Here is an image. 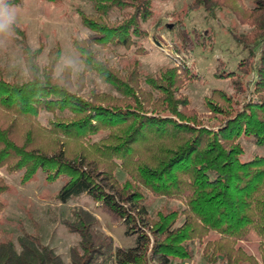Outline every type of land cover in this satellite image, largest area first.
Instances as JSON below:
<instances>
[{
  "label": "trees",
  "instance_id": "1",
  "mask_svg": "<svg viewBox=\"0 0 264 264\" xmlns=\"http://www.w3.org/2000/svg\"><path fill=\"white\" fill-rule=\"evenodd\" d=\"M90 1L94 13L79 10V15L92 34L83 41L73 39L84 64L76 76L69 65L56 75L60 46L41 64L46 45L31 48L25 31L13 25L26 77L8 80L0 63V170L22 172L23 184L39 171L50 182L64 178L58 202L86 195L124 222L127 235H137L135 246L125 250L114 249L109 237L103 252L92 233L97 218L76 211L64 223L80 238L72 264H96L104 255L116 264H183L193 260L192 244L197 241L206 264H264V156L245 159L239 142L252 137L264 145V0H255L252 10H244L239 0H193L192 8L211 14L226 6L241 24L253 27L249 34L233 36L249 52L239 64L240 73L216 74L233 78L234 93L214 90L206 99L208 111L224 117L217 128L202 124L181 94L187 68L183 75L165 68L142 78L138 62L123 72L98 56L95 47L135 46V39L144 35L141 24L153 15L154 0ZM21 2L9 0L12 5ZM115 12L122 17L111 21ZM252 65L257 74L254 98L236 110L240 103L235 97L245 94L239 75L249 76ZM88 74H95L116 95L90 86ZM42 113L50 115L45 124ZM118 171L127 175L122 183ZM9 191L0 177V198ZM148 194L179 201L183 208L152 216ZM4 209L0 199V223ZM245 244L257 245L259 254L248 252ZM21 248L17 253L13 243H0V264H65L39 238L25 237Z\"/></svg>",
  "mask_w": 264,
  "mask_h": 264
},
{
  "label": "rangeland",
  "instance_id": "2",
  "mask_svg": "<svg viewBox=\"0 0 264 264\" xmlns=\"http://www.w3.org/2000/svg\"><path fill=\"white\" fill-rule=\"evenodd\" d=\"M254 3L255 0H239L244 10H252ZM192 4L193 0H154L153 15L141 24L144 35L135 39V46L130 49H95L101 60L123 72L132 67L134 62H138L142 78L156 76L165 68L177 69L178 73L183 75V69L187 68V76L184 74L186 83L181 94L189 99V109L198 113L202 124L217 128L224 117H214L208 111L206 99L214 90L234 93L233 78H219L216 74L223 70L226 73H240L239 64L248 58L249 52L240 46L233 36L249 34L253 27L241 24L226 6L216 8L211 14L203 8H192ZM13 6L17 12L14 25L25 31L30 47L38 49L41 42L46 45L45 53L39 59L41 64L47 62V53L50 50L60 46L61 59L56 66V75L59 76L66 65L72 67L74 76L83 71L84 64L73 47V39L83 41L92 34L82 25L79 15V10L87 15L94 13L90 0H61L58 3L22 0L19 5ZM121 17L122 14L115 12L110 19L116 21ZM184 31L191 40L188 37L184 39ZM19 40L14 30L10 35H0V63L7 70L8 80L22 81L26 77ZM140 48L144 52L139 54L137 50ZM256 77L254 67L249 76L239 75L245 94L235 97L240 103L235 107L236 110L243 102L254 98L252 91ZM87 80L90 86L98 91L116 95L113 88L95 74H88ZM49 117V114L42 113L40 120L45 124ZM104 135L105 133L96 139ZM239 142L244 149L245 159L264 156V145H257L252 137H242ZM22 175V172L9 174L0 170V177L10 186V191L0 198L5 205L1 215L3 234L0 243L11 242L17 253H21V241L28 236L36 237L65 264H72V250L79 245L80 238L72 234L64 223L72 220L74 212L84 210L98 220L92 233L96 245L103 247V252L106 251V239L109 237L113 239L114 249L125 250L135 246L137 235H127L128 229L124 222L101 203H94L86 195L72 199L66 204L58 202L57 195L65 183L64 178L50 182L46 174L39 171L32 181L23 184ZM116 177L122 183L127 175L118 171ZM147 205L152 216L159 211L170 212L183 208L179 201L150 194L147 195ZM244 247L252 254H259L257 245L245 244ZM192 248L193 260L183 264H206L203 246L197 241L192 244ZM96 264L116 263L108 255H104L99 257Z\"/></svg>",
  "mask_w": 264,
  "mask_h": 264
},
{
  "label": "clouds",
  "instance_id": "3",
  "mask_svg": "<svg viewBox=\"0 0 264 264\" xmlns=\"http://www.w3.org/2000/svg\"><path fill=\"white\" fill-rule=\"evenodd\" d=\"M17 19L15 7L9 0H0V35H10Z\"/></svg>",
  "mask_w": 264,
  "mask_h": 264
},
{
  "label": "water",
  "instance_id": "4",
  "mask_svg": "<svg viewBox=\"0 0 264 264\" xmlns=\"http://www.w3.org/2000/svg\"><path fill=\"white\" fill-rule=\"evenodd\" d=\"M169 28H171V26Z\"/></svg>",
  "mask_w": 264,
  "mask_h": 264
}]
</instances>
